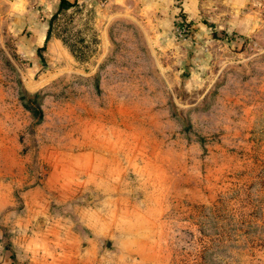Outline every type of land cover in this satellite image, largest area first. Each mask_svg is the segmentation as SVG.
<instances>
[{
  "label": "rangeland",
  "instance_id": "rangeland-1",
  "mask_svg": "<svg viewBox=\"0 0 264 264\" xmlns=\"http://www.w3.org/2000/svg\"><path fill=\"white\" fill-rule=\"evenodd\" d=\"M60 1L0 0V264H264V27Z\"/></svg>",
  "mask_w": 264,
  "mask_h": 264
},
{
  "label": "crops",
  "instance_id": "crops-1",
  "mask_svg": "<svg viewBox=\"0 0 264 264\" xmlns=\"http://www.w3.org/2000/svg\"><path fill=\"white\" fill-rule=\"evenodd\" d=\"M155 2L161 12L166 11L169 16H173L181 11L187 16L186 19L193 21L201 14L211 12L212 8H219L218 12L226 21V25L232 23L231 25H235L234 28L243 35L264 27V0H155ZM30 3L31 0H10V7L16 11H23ZM171 20L174 23L177 18L173 16Z\"/></svg>",
  "mask_w": 264,
  "mask_h": 264
},
{
  "label": "trees",
  "instance_id": "trees-1",
  "mask_svg": "<svg viewBox=\"0 0 264 264\" xmlns=\"http://www.w3.org/2000/svg\"><path fill=\"white\" fill-rule=\"evenodd\" d=\"M65 0H61L60 1V5L62 6L63 5V2H64ZM49 27V26H48ZM48 35H49V28H47V32H46V38L48 37Z\"/></svg>",
  "mask_w": 264,
  "mask_h": 264
},
{
  "label": "built area",
  "instance_id": "built-area-1",
  "mask_svg": "<svg viewBox=\"0 0 264 264\" xmlns=\"http://www.w3.org/2000/svg\"><path fill=\"white\" fill-rule=\"evenodd\" d=\"M183 30H184L183 27H181L180 29H178V35H181Z\"/></svg>",
  "mask_w": 264,
  "mask_h": 264
}]
</instances>
